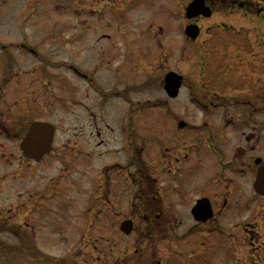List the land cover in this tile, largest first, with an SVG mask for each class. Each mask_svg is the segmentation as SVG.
<instances>
[{"label": "flooded vegetation", "instance_id": "flooded-vegetation-1", "mask_svg": "<svg viewBox=\"0 0 264 264\" xmlns=\"http://www.w3.org/2000/svg\"><path fill=\"white\" fill-rule=\"evenodd\" d=\"M55 1L61 2L67 15L61 28L63 42L77 39L86 65L52 61L67 70L59 78L64 110L55 120L57 97L51 73L37 71V66L26 68L34 76L22 79V66L14 69V60L3 59L0 52V244L9 246V253L14 248L16 264H23L29 256L53 262L52 254L40 244L69 241L93 244L101 264H162L161 256L152 258L159 242L166 247L175 243L173 264H178L182 248L192 258L201 256L200 250L206 249L204 244L211 238L208 232H214L221 216L234 205L232 199L237 195L231 193L242 191L240 177L256 174L264 161V0H196L210 15L193 19L186 17L185 9L195 0H179L180 27L196 22L201 27L197 40L184 34V42L177 43L158 25L146 31L147 43L141 44L126 32L89 21L86 14L101 20L103 10L97 4L103 0ZM217 14L229 17L230 23L215 20L203 28L204 20ZM236 19L251 26H236ZM203 29L210 46L208 57L187 58L196 44H203ZM0 45L8 44L0 40ZM14 46L39 53L21 41ZM177 55V60L170 59ZM171 72L181 81L175 95L166 91V76ZM188 109L197 112L196 116L189 115ZM34 121L51 122L54 132L51 128L34 132L41 148L49 140L52 146L31 156L22 143ZM193 149L217 156L219 168L212 178L217 187L211 193L197 195L195 178L184 169ZM77 152L87 155L82 156L87 165L80 174L73 172L67 159L68 153ZM81 183L91 186L89 202L79 209L71 206L72 217L76 213L78 220L70 222L69 211L65 216L68 193ZM203 197L209 201L212 216L193 222L187 214L185 223L179 210L191 214ZM130 220V234L110 232ZM248 240L262 246L254 236ZM152 244L154 252L149 249ZM5 253L0 248V264H6L9 253ZM68 256L58 255L61 264H68ZM237 262L236 258L232 264ZM248 262L257 264L253 255Z\"/></svg>", "mask_w": 264, "mask_h": 264}, {"label": "rangeland", "instance_id": "rangeland-1", "mask_svg": "<svg viewBox=\"0 0 264 264\" xmlns=\"http://www.w3.org/2000/svg\"><path fill=\"white\" fill-rule=\"evenodd\" d=\"M177 1L179 2V0H103L97 4V9L103 10L101 20L99 21L91 14H86V17L89 21L96 23L97 26L108 28L110 31L126 32L127 37H133L136 44L147 43L148 36L146 35V31L152 27L153 22L161 24L165 22V24L168 23V32L170 36L173 39L181 40H175L177 43H180L184 42V34L180 27L181 22L178 14L179 4ZM59 4L60 2L53 3L52 0H0V40L2 43L8 44L6 47L0 45V52H3L2 58L14 60V69H16L18 65L22 66V79L32 78L34 76L30 74V72L26 73V68L33 69V67L37 66V71L42 70L51 73L50 75L54 78L53 89L57 97V99H55V109L52 115L55 120H58V114L63 113L64 110L61 102V97L64 95V87L59 78L63 76L67 70L62 64H56L52 61L65 59L71 60L79 66L86 65L84 52L81 50L82 46L79 44L78 40L72 38L70 43L63 42L62 38H65V34H63L61 28L67 15L59 11L62 10V5ZM213 19L214 18L208 19V22ZM86 24H88V22ZM156 25L157 24H155V26ZM71 26H75V24L73 23ZM79 26H81V24H79ZM177 27H179V29H177ZM206 37L207 34L205 30L201 38L203 44H196L195 51L192 54L187 52V58L200 59L207 56L210 46L206 44ZM122 38V35H117L118 40ZM18 41L35 47L39 53L33 55L30 49L26 50L25 48H19V46L15 47L14 43ZM184 56L185 53L182 57ZM170 59L175 60L172 56H170ZM181 65L184 64L181 63ZM70 81L74 84L77 82V78L75 77V82L71 79ZM143 104L144 103H141V105ZM135 105L139 107L140 110L142 109L140 104ZM61 108L63 110H61ZM149 111L150 109L144 110V112L147 113ZM187 113L194 117L197 114V112L192 109H188ZM148 119L152 121L151 115ZM217 145L226 152L224 146L220 144ZM88 147L89 146L86 145L87 149ZM261 148L264 153V146ZM73 150L78 151L77 149ZM78 154L72 155L68 153L67 159L72 163L73 172L77 171L80 174L87 165L86 158L82 156L87 155L83 153ZM186 160H189L190 163L188 166L184 167V169L195 178V185L197 187L195 193L198 195L203 192L211 193L214 191L217 186L212 182V178L216 176V172L219 168L217 156L209 151H197L193 149L187 155ZM52 169L55 170L56 166H53ZM229 174L234 176L237 181L239 180L236 174ZM254 175L253 173L245 175L246 177L241 176L242 191L235 192V194H233V192L231 193V196L237 195L244 200H240L239 203V198L235 196L232 199L234 205L221 216V220L223 221L220 222L227 234L221 235L218 230L215 232H208V235L211 233V238L208 239V243L204 244L206 249L200 250L202 253L201 256L195 255V258H192L191 253L185 248H182L184 252L177 254L178 264H191L192 261H195L197 264H226V262L227 264H232V261H235L237 257L239 262L236 264H249L248 257L252 255L255 256L257 264H264V196L254 193L252 183ZM86 185L87 183H81L79 186H73L68 193L65 216H68L69 211V216L71 218L70 222L78 220L76 213L72 217L71 206L75 209H79L85 207L89 202L88 199L91 194V186ZM230 189L233 190V187L231 186ZM253 195H255V197ZM60 209L62 211V207H60ZM179 213L186 223L188 219L187 214L189 213L184 209L179 210ZM79 216L80 214L78 217ZM60 218V216H57V219ZM72 227H70V229ZM96 229L100 231V228ZM181 229L182 228L178 231ZM97 230L94 231L97 232ZM110 232L112 234H117L115 228H112ZM250 236H254L255 239H260L262 246L258 247L259 243L252 244L251 241L248 240ZM239 237L242 238L243 242L242 240L239 241ZM155 242L158 243V240H155ZM75 244L76 242L74 241L65 243H41L40 247L57 257L58 255L69 254L70 251L75 249L73 248ZM157 245L158 253L152 258L158 259L161 256L162 260L163 258L164 261L166 260L165 262L163 261L162 264L166 262L173 264L172 253L175 250V243L172 242L170 246L167 247L164 242H159ZM3 246L4 244H0V248L5 250V254H8L10 252L9 246ZM144 246H146L145 243ZM183 246H185L184 243H182V247ZM79 247L83 249V252L79 251L77 248L76 250L83 255L66 259L70 261V264H91L92 261L93 264H101L100 260H97L95 257L97 251L92 248V244L81 243ZM11 249L12 252L9 253L5 259L7 261H4L6 264H13L12 262L17 260L14 248ZM149 249L150 252H154V244L149 246ZM117 254L120 253L118 252ZM16 263L17 261L15 264ZM23 264L52 263L42 256L40 258L29 256L24 259ZM53 264H60V260L53 262Z\"/></svg>", "mask_w": 264, "mask_h": 264}, {"label": "water", "instance_id": "water-1", "mask_svg": "<svg viewBox=\"0 0 264 264\" xmlns=\"http://www.w3.org/2000/svg\"><path fill=\"white\" fill-rule=\"evenodd\" d=\"M200 6L201 5H198L197 3H194V2L190 3L189 6L187 7V16L191 18L201 13L200 11H203L204 14L209 15V12H205ZM186 32L189 35L196 37L197 34L199 33V27L196 24H189L186 27ZM179 85H180L179 78L178 77L174 78V76H171L170 80H168L167 88L173 90L174 91L173 93H175ZM39 128H44V129L49 128V124L43 123V122L33 123L29 134L25 137L22 143L23 148L25 149V152L32 156L40 155L46 149V147L45 148L36 147L38 145V140L36 139L34 132ZM48 143H49L48 145H50L51 141L49 140ZM255 187L257 191L264 194V164L261 165L258 169V174L255 180ZM193 213L197 219L206 220L208 216L212 214V209H211L208 199L207 198L199 199L193 209ZM131 225H132L131 221L129 222L126 221L121 225V228L124 231L129 232L131 230Z\"/></svg>", "mask_w": 264, "mask_h": 264}]
</instances>
